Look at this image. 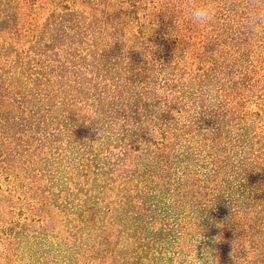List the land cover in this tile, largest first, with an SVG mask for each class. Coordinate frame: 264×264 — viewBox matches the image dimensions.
<instances>
[{
	"label": "trees",
	"instance_id": "1",
	"mask_svg": "<svg viewBox=\"0 0 264 264\" xmlns=\"http://www.w3.org/2000/svg\"><path fill=\"white\" fill-rule=\"evenodd\" d=\"M34 1L0 0L6 264H264L252 0H215L208 25L206 0ZM210 83L220 113L196 103Z\"/></svg>",
	"mask_w": 264,
	"mask_h": 264
},
{
	"label": "clouds",
	"instance_id": "2",
	"mask_svg": "<svg viewBox=\"0 0 264 264\" xmlns=\"http://www.w3.org/2000/svg\"><path fill=\"white\" fill-rule=\"evenodd\" d=\"M252 6L255 9L247 18V29L249 34L256 38L264 35V0H252ZM216 2L215 0H206L201 4H192L189 9L190 18L193 23L197 25H208L213 22L216 15ZM125 43V42H124ZM126 45V43H125ZM127 47V45H126ZM125 47V48H126ZM138 50V49H137ZM142 51V50H139ZM221 87L218 83H210L205 86L200 93L196 103L201 106V111L206 113L218 112L219 111V98H220ZM185 110L182 112L190 113L192 108L190 105H183ZM75 111V110H73ZM175 116V114H173ZM176 117V116H175ZM96 121L95 117H90L89 122ZM144 125V124H143ZM136 124L132 122L133 131L136 129ZM149 129V134L156 140V134L152 127L145 126ZM141 150L143 149L144 142L141 141ZM211 256L210 250H204L203 258H198L196 255L189 254L187 257V264H210L209 257ZM7 249L6 245L0 243V264H6ZM23 259V256H21Z\"/></svg>",
	"mask_w": 264,
	"mask_h": 264
},
{
	"label": "rangeland",
	"instance_id": "3",
	"mask_svg": "<svg viewBox=\"0 0 264 264\" xmlns=\"http://www.w3.org/2000/svg\"><path fill=\"white\" fill-rule=\"evenodd\" d=\"M29 4H32L34 3L35 1L34 0H27ZM33 5V4H32Z\"/></svg>",
	"mask_w": 264,
	"mask_h": 264
}]
</instances>
